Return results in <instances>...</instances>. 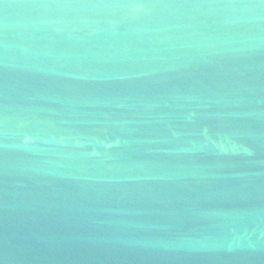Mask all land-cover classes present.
I'll return each instance as SVG.
<instances>
[{
	"label": "water",
	"instance_id": "1",
	"mask_svg": "<svg viewBox=\"0 0 264 264\" xmlns=\"http://www.w3.org/2000/svg\"><path fill=\"white\" fill-rule=\"evenodd\" d=\"M0 264H264V0H0Z\"/></svg>",
	"mask_w": 264,
	"mask_h": 264
}]
</instances>
